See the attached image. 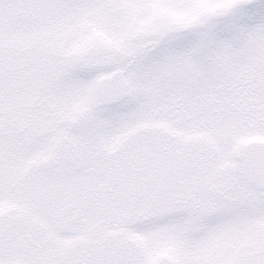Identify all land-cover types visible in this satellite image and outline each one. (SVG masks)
I'll return each instance as SVG.
<instances>
[{
  "label": "snow or ice",
  "instance_id": "snow-or-ice-1",
  "mask_svg": "<svg viewBox=\"0 0 264 264\" xmlns=\"http://www.w3.org/2000/svg\"><path fill=\"white\" fill-rule=\"evenodd\" d=\"M0 264H264V0H0Z\"/></svg>",
  "mask_w": 264,
  "mask_h": 264
}]
</instances>
